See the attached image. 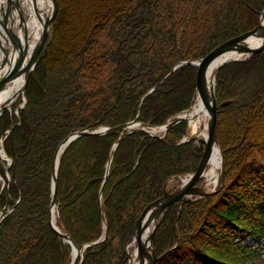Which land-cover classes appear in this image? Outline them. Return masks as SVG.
I'll list each match as a JSON object with an SVG mask.
<instances>
[{"label":"trees","instance_id":"1","mask_svg":"<svg viewBox=\"0 0 264 264\" xmlns=\"http://www.w3.org/2000/svg\"><path fill=\"white\" fill-rule=\"evenodd\" d=\"M57 2L27 102L0 119L12 159L0 210L14 206L0 223V264H69L72 247L50 223L53 160L62 141L79 129L135 119L166 124L191 106L197 91L198 67L172 72L174 66L254 29L264 11V0H98L68 41L62 32L70 27V5ZM216 94L224 187L167 208L153 243L158 255L170 252L156 264H264V52L223 66ZM187 127L184 120L163 138L132 132L116 147L122 132L85 135L64 150L57 225L82 248L104 235L103 214L108 222V237L87 247L81 264L128 262L127 244L143 211L172 176L200 165L204 146L180 143ZM6 171L0 157V174Z\"/></svg>","mask_w":264,"mask_h":264},{"label":"water","instance_id":"2","mask_svg":"<svg viewBox=\"0 0 264 264\" xmlns=\"http://www.w3.org/2000/svg\"><path fill=\"white\" fill-rule=\"evenodd\" d=\"M53 7L54 8H53L51 14L49 16H47L45 22H43V30H42L41 37L38 40L37 45H36L34 51L32 52V54L30 56V59L26 65L25 71L23 72V76H22L24 78L23 87L19 91H17V93L15 94V98L12 97L11 100H7L5 102V105L9 104V107H11V105H13L15 102H17L20 95H22L23 102L17 108L16 112H18V109L22 108L25 105V103L27 102L25 93H26V89H27V85H28L29 76L32 73V71L35 69L39 54L42 51V49L45 47L47 40H48V37L50 35L51 23H52V20L54 19L56 12L58 10L57 0H54ZM2 24L7 29L10 28V25L8 23L3 22ZM260 29H264V25H262L261 22H259L258 26H256L254 29L246 31L240 35H237V36L221 43L216 48H214L210 53H208L205 57L200 58V59H196V60H183L174 66L172 72L175 71L176 69H178L179 67H181L182 65L188 64V63H191V64L198 67L197 91L196 92L197 93L199 92L200 95L203 98H205V100L209 106V117H208V124H207L208 131H209V137L207 140L202 138V137H198V136L194 138L196 141H198L199 143H201L204 146L201 162H200L198 169L194 173L182 174L179 176L178 175L172 176L166 183L165 192H164L163 196L158 198L157 200H155L149 206H147L146 209L141 214V216L136 221V224L134 227L133 237L127 244V252H128L129 260L126 264L130 263L131 259H130V254H129V246L131 245L132 241H134V240L137 242L138 248L140 249V251L146 252L147 261L145 264H156V263L160 262L161 260H163L169 254L170 251H166L165 253L158 255V253L155 249L154 243H153V239H154V235L156 233V230L159 226L160 220L163 217L167 208L170 205L175 204V203L182 204L184 202H191V201H194V200H197L200 198L207 197L209 195L216 194V193L220 192V190L224 186L225 178H226V162H225V158H224V150H223V148L219 142V139L217 136V130H216V114H217V108H218V99H217L216 94H215L214 78L218 74V71L226 63L231 62V61L246 60V59L250 58L252 55L257 54V53H261L264 51V43L260 44L257 47H251L248 44V40ZM10 32H11V35L14 39V46H13L12 53H11L12 59H11L10 64L7 67L6 73H4V75L0 79V92L3 91L6 87H8L10 84H12L14 82L15 78L18 76V70L20 68V65L23 63V61L26 58L27 53H28L27 42L24 45H22V43L20 42L17 35H15V33H13L11 30H10ZM15 46H16V49H15ZM17 48H18V51L16 54L15 51L17 50ZM234 49L241 52L242 54H244L245 57L244 58H233V59H230L228 61L221 63L215 71V74H214L213 79L211 81V85H209L208 73H209V69H210L212 63L214 62V60L223 52L228 51V50H234ZM5 51H6V49H5ZM8 56H9V53L6 55V58H8ZM154 89H155V87L152 88L149 91V93H151ZM226 104H228V103L227 102L223 103V105H226ZM5 105L2 108H0V117H1L2 113L5 111V108H6ZM186 113L187 112H185V111L182 113H179L173 119H170L166 124L159 126V128L164 131V134L161 136L159 135V136L161 138H163V137H165L168 129L171 128L172 126H174V125H176V124H178L184 120L189 121L185 115ZM139 126H141V127H139ZM149 126H151V125L147 124V123L139 122L137 119H135V120L128 121L126 123H122L120 125L113 126V127H111V126H99L96 128L79 129V130L71 133L59 145V147L55 153L54 160H53V177H52L53 184H52V198H51V204H50V223L53 226V228L61 235L63 240L71 245V247H72L71 264H81L83 262L84 252H85L86 248L89 246L95 245V244L99 243L102 239L106 238L107 237V231H105L103 238H101L97 241H94L92 243H86L82 248H80L67 231L61 230V228L57 224L54 223V220L52 218V211L57 206L58 170H59L60 158H61L62 153L64 152V150L68 147V145L73 140H75L81 136L104 135V134H110V133H114V132H122L121 136L119 137V139L115 143V147H116L126 135H128L132 132L144 131V132L150 133L149 130L146 128ZM13 127H14V124L10 127V129H8L7 132L10 133V131L12 130ZM151 135L154 136V134H151ZM186 141H187V139L185 138V139L181 140V143L186 142ZM214 148L218 150L220 157H221V170H220V175L218 177V181H217L215 188L213 190L206 191V190L202 189L205 182L203 184L201 182L206 177L205 176L206 165L209 162L210 154ZM61 150H62V152H61L60 157L58 159L57 157H58L59 152ZM0 156L3 159L8 160V162H9L7 165V170H8V166L12 163V159L10 157H8L6 152H5L4 140H1V142H0ZM109 169H110V162L108 164L106 176H108V174H109ZM183 175L193 176V177L189 181L181 180L180 185L174 191L168 190L169 181L174 179L177 176L179 177V179H181V176H183ZM8 179L10 180V177H8ZM9 183H10V181H9ZM13 208H14V206L13 207L9 206V202L6 203L5 207L0 212V223L6 217V215L13 210ZM103 218H104V222H105L106 230H107V220L104 216H103ZM152 223H154V225H153L151 233L149 234L151 251H148L145 248V245L142 243V238H143V234L145 233L147 228ZM75 250L77 251V255L75 258H73V254H74Z\"/></svg>","mask_w":264,"mask_h":264},{"label":"bare ground","instance_id":"3","mask_svg":"<svg viewBox=\"0 0 264 264\" xmlns=\"http://www.w3.org/2000/svg\"><path fill=\"white\" fill-rule=\"evenodd\" d=\"M53 5H54V0H0V79L4 75V73H6L7 67L12 59L11 53L14 46V39L11 35L10 30L13 33H15V35H17L22 45H24L26 42L28 45V53L23 63L20 65V68L18 70V76L15 78L12 84H10L8 87H6L3 91L0 92V108H2L5 105V102L7 100H11L12 97L15 98V94L17 93V91H19L23 87L24 85V78L22 77L23 72L25 71L30 56L34 51L38 40L41 37L43 30V22H45L47 16L51 14L54 8ZM2 21L10 25L9 28L10 30L7 29L5 26H3ZM262 25H264V22L262 23ZM262 43H264V29L258 30L248 40V44L251 47H257ZM5 49L7 52L5 51ZM17 51L18 48L15 51L16 54ZM8 53L9 56L8 58H6V55ZM243 56L244 54H242L241 52L235 49L228 50L220 54L214 60V62L212 63L209 69V73H208L209 85H211V81L213 79L215 71L221 63L233 58H241ZM216 79H217V75L214 78L215 94H216ZM5 106H6L5 110L12 108V105L11 107H9V104H6ZM185 115L189 120V136L194 135L196 133L198 134L199 132L198 129L200 127L202 128L204 127L202 132L199 133L198 136L207 140L209 137V131L207 126L208 117H209V106L205 98H203L199 92L198 93L196 92L193 104ZM61 152L62 150L59 152V155L57 157L58 159L60 157ZM220 170H221V157L218 150L214 148L210 154L209 162L206 165V171H205L206 181L204 183V186L202 187L203 190L209 191L215 188L218 181V177L220 175ZM192 177L193 176L183 175L181 176L180 180L189 181ZM52 218L54 220V223L57 224L56 208L53 209L52 211ZM153 225L154 223H152L147 228L142 238V243L145 245V248L148 251H151L149 234L152 231ZM129 254L131 259L129 264H145L147 261L146 252L140 251V249L138 248V244L135 240L132 241L131 245L129 246ZM76 255H77V251L75 250L73 254V258H75ZM69 264H71V262Z\"/></svg>","mask_w":264,"mask_h":264},{"label":"rangeland","instance_id":"4","mask_svg":"<svg viewBox=\"0 0 264 264\" xmlns=\"http://www.w3.org/2000/svg\"><path fill=\"white\" fill-rule=\"evenodd\" d=\"M69 3V8H70V27L68 28V29H66L67 31L65 32V30L62 32L63 33V35H62V37H64L63 39H67L68 41H70L71 40V38L72 39H74V38H76V36H77V34L83 29V27L86 25V23H87V21L89 20V17L90 16H92L95 12H96V5H98V0H67ZM92 4V5H91ZM93 4H95V5H93ZM58 11V10H57ZM57 13V12H56ZM56 16V15H55ZM53 21V20H52ZM261 23H263L264 22V11L261 13V15H260V20H259ZM51 30H52V23H51V27H50V35H51ZM66 34H68V36H66ZM50 35H49V37H50ZM49 37H48V39H49ZM48 41V40H47ZM264 52V51H263ZM245 57V55L243 56V57H241V58H244ZM196 60V59H195ZM238 61H241V60H238ZM194 98H195V96H194ZM194 98H193V100H192V102H191V106H192V104H193V101H194ZM22 102H23V100H22V95H20V97L18 98V100H17V102H15L14 103V105H12V108L11 109H9V111H12L13 109H14V106H15V111L17 110V108L20 106V104H22ZM227 102V101H226ZM191 106L187 109V110H185V112H187L190 108H191ZM7 110V109H6ZM5 110V111H6ZM217 110H218V108H217ZM5 111L2 113V114H4L5 113ZM18 111H19V109H18ZM16 113H18V112H16ZM1 117H2V115H1ZM1 117H0V119H1ZM234 120H235V122H237L238 121V119L237 118H234L232 121L234 122ZM234 122V123H235ZM253 124V123H252ZM139 127H141V126H139ZM148 130H149V132H150V134H154V135H163L164 134V131L162 130V129H160L159 128V126H153V125H151V126H149V127H146ZM204 128V127H203ZM203 128L202 127H200L198 130H199V132H198V134L199 133H201L202 132V130H203ZM198 134L196 133V134H194V135H191V136H189V121H188V127H187V133H186V135L181 139V140H183V139H187V141L186 142H188L189 141V139L191 140V139H194L195 137H197L198 136ZM2 135H1V133H0V142H1V139H2ZM199 137V136H198ZM3 140H4V138H3ZM198 142V141H197ZM220 142V141H219ZM57 151V150H56ZM56 153V152H55ZM225 158V157H224ZM5 161V160H4ZM5 163H6V170H7V165H8V163L5 161ZM12 165V163L8 166V170H9V168H10V166ZM8 170L5 172V173H2V174H0V200H1V194H2V191H3V188H5L6 186H8V184H10L11 183V179L9 180L8 179V177H7V175H10L9 174V172H8ZM195 172V171H194ZM8 173V174H7ZM188 174V173H187ZM5 175H6V177H5ZM179 175H182V174H179ZM178 175V176H179ZM175 177L174 179H172V180H170L169 181V183H168V190H170V191H174L179 185H180V183H181V180L179 179V177ZM11 177V176H10ZM226 179V178H225ZM9 181H10V183H9ZM206 181V177H205V179H203L202 180V184L204 183ZM225 184V183H224ZM224 187V186H223ZM223 187H222V189H223ZM222 189L220 190V192L222 191ZM220 192H218V193H220ZM218 193H216V194H218ZM187 197V196H186ZM201 199V198H200ZM197 200H199V199H197ZM195 201V200H194ZM185 203V202H184ZM175 204H179V207H181L182 206V204H180V203H175ZM173 205V204H172ZM171 206V205H170ZM0 212H1V210H0ZM56 213H57V217H58V214H60L59 213V209H58V201H57V206H56ZM103 216L105 217V215L103 214ZM106 218V217H105ZM104 219V218H103ZM107 220V219H106ZM104 221V220H103ZM104 227H105V230L104 231H107L106 230V225H105V222H104ZM107 228H108V222H107ZM62 230V229H61ZM65 231V230H64ZM104 236V235H103ZM103 236H102V238H103ZM155 236V235H154ZM107 237H108V232H107ZM106 237V238H107ZM106 238H104V239H102L101 241H103V240H105ZM253 240H254V238L253 237H249L248 238V240H247V242L249 243V244H251V243H253ZM100 241V242H101ZM66 242V241H65ZM72 261V250H71V253H70V259H69V263Z\"/></svg>","mask_w":264,"mask_h":264}]
</instances>
